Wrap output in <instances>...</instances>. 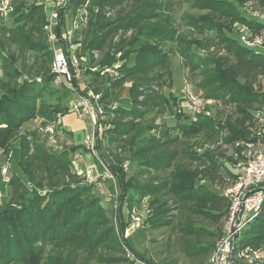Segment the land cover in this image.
Segmentation results:
<instances>
[{
	"label": "trees",
	"instance_id": "1",
	"mask_svg": "<svg viewBox=\"0 0 264 264\" xmlns=\"http://www.w3.org/2000/svg\"><path fill=\"white\" fill-rule=\"evenodd\" d=\"M86 2L87 24L75 33L82 36L85 50L101 53L89 66L87 87L100 91L102 105L106 102L102 107L112 123L107 140L119 152L109 161L102 158L120 189L114 218L100 205L95 185L72 170L70 154L76 146L52 150L22 135L16 168L8 170L11 198L0 207V264H177L181 255L209 259L228 207L223 188L237 176L234 166L224 162V153L237 139L256 138L254 112L264 106V51L242 45L234 26L260 34L264 21L245 16L240 8L255 4L264 9V0H68L59 10L61 23ZM183 5L193 12H183L180 24H175L174 11ZM8 19V26L0 25V35L11 36L18 55L3 54L0 64V148L6 151L24 123L38 116H62L73 94L61 85L65 103L48 100L42 109L37 105L57 90L50 84L54 75L43 31V4H14ZM39 48L45 50L42 60L32 58L22 74L16 61ZM172 54L180 58L192 89L207 103L228 107L226 116L192 115L179 108L170 92L164 94L172 86ZM105 68L116 75L98 85ZM77 79L73 81L82 92ZM125 83L128 98L108 101ZM170 99L176 105L171 125L159 117ZM219 129H224L222 134ZM212 140L218 146L204 147ZM121 156L128 168H135L130 175L122 169ZM2 162L0 155V166ZM142 200L146 215L141 226L149 235L164 228L165 247L169 252L174 248L165 260L156 262L127 245L124 231L130 221H123L121 207L126 202L130 209L133 201ZM249 246L264 248V202L238 236L237 249ZM234 264L247 263L236 259Z\"/></svg>",
	"mask_w": 264,
	"mask_h": 264
},
{
	"label": "built area",
	"instance_id": "2",
	"mask_svg": "<svg viewBox=\"0 0 264 264\" xmlns=\"http://www.w3.org/2000/svg\"><path fill=\"white\" fill-rule=\"evenodd\" d=\"M68 0H55L53 8L45 14L43 31L46 42L51 52L49 63L50 71L58 80L59 84L69 88L74 98L69 102V111L79 118L86 117L92 124V132L84 136L82 149L90 154L96 151L98 136L95 131L99 120L105 116V110L102 107L101 92L91 87H86L84 91L78 92L77 84L74 83V77L79 75L80 58L76 54V47L71 41L73 34L82 29L87 24V12L85 9L80 14L76 13L71 26L63 27L60 21L61 8H64ZM14 11L13 0H0V18L8 19ZM67 15H65L66 17ZM80 21V22H79ZM239 42L249 48L264 46L263 34H253L239 31ZM105 70H109L105 68ZM179 108L192 115H204L211 117V111L208 108L207 101L188 84L187 79H183V90L178 103ZM256 120L264 118L259 111H255ZM257 121L253 127L256 138L253 140L237 139L232 144V156L237 168V176L223 188L228 207L223 217L222 231L214 244V248L209 257L210 264H234V261L241 260L247 264H258L263 258V253L259 248L245 247L237 249V239L243 228L253 219L261 210L264 202V141L261 139V133L256 129ZM39 131L47 133L51 138L55 134L54 126L49 123L38 126ZM0 155L3 162L0 166V178L3 181L8 180V170L12 151L0 148ZM99 164L98 170L86 168L83 174L77 172L86 183H92L98 190H103L106 183L117 184V176L111 172L107 164L100 157H96ZM75 159L81 158V153L75 152ZM124 172L128 171V162H122ZM109 196L115 195L111 192L106 193ZM117 198L114 207H117ZM142 219L132 215V222L141 225ZM126 255L133 257L131 251L127 250Z\"/></svg>",
	"mask_w": 264,
	"mask_h": 264
},
{
	"label": "rangeland",
	"instance_id": "3",
	"mask_svg": "<svg viewBox=\"0 0 264 264\" xmlns=\"http://www.w3.org/2000/svg\"><path fill=\"white\" fill-rule=\"evenodd\" d=\"M31 2L32 0H13L14 4H19L20 2ZM88 2H86L84 4L83 7H79L76 11V13L80 14L81 11H83V9L86 10L87 12V17L89 16L87 9L85 8L86 4ZM253 6V7H252ZM44 10V8H43ZM185 11H189V12H193L192 10H189L185 5L181 6L178 11H174V16H175V24H180V16L183 14V12ZM240 11L247 17H253L256 19H260L262 21H264V9H259L255 4H251L250 6H244L242 8H240ZM75 17V14H67V16L64 18V22L63 27H70L73 18ZM80 22V21H79ZM4 24L6 26H8L10 24V19H2L0 18V25ZM180 28L182 29V31H186L185 28L181 25H179ZM235 31H234V35L235 37L238 39L239 38V31L243 30L245 32H249L252 33L253 30L249 29L247 26L244 25H236L234 26ZM261 34H263L264 36V30L260 31ZM81 40H82V36L80 37V35H78V33H74L73 37L71 38L72 43L74 44V46L77 48L76 49V54L79 56L80 58V73L79 75H77L76 78L77 79V83L79 85L80 83V87L83 88L84 85H87L91 79V71L92 68L89 67L92 64V61H96L99 60L101 58V53L98 50H85L81 44ZM117 39H115L114 41H116ZM2 43V47H3V53H0V64H1V59L3 57V54L5 55H18L17 53V46L16 44H13L11 42V36H9L8 34L5 35V38L2 39L1 35H0V44ZM253 49H260L261 51H264V46H256ZM38 51V49H37ZM45 50H42L41 48H39L38 52H33V51H28L25 53V58L23 61L18 60L16 61L18 67L20 66V69L22 71V74H24L27 70H28V64H30L32 58L37 57V61L40 62L42 60V56L44 54ZM5 55V56H6ZM171 61H172V86L170 89H164V94L166 96H168V93L170 92L174 97H176V103L180 102V98L182 95V90H183V79H187L188 84L190 85L191 89L193 87V84L191 82L190 76L186 75V70L183 69L180 65V58L175 55L172 54L171 55ZM23 63H26L25 65H22ZM22 66V67H21ZM91 71H89V70ZM109 70H102L100 71L101 73V79L98 80V85H106L108 83V77L112 78L113 76L116 75V73H114L115 71H113L111 68H108ZM89 72H88V71ZM2 75V69H1V65H0V76ZM51 86H54L57 88V90L55 92H48L47 94H45L42 99L38 102V106L42 109L44 106V103L46 101H52L55 103H65L64 101V94L63 91L60 89L61 84H59L58 80L53 77L50 81ZM126 84V83H125ZM128 85V84H127ZM102 86L101 90H102ZM123 86L116 90L115 93L110 97V99H108V101L110 102H115V101H119L120 99L122 100V98L120 97V95L123 93ZM194 90V89H193ZM262 90H264V80L262 81ZM198 94H200L199 92H196ZM75 95H71V98H74ZM120 99H119V98ZM70 98L66 103L64 104V106H66V110L64 112V114L62 116H60L59 114H53L52 120L54 119L53 122H50L52 120H49L47 118L44 117H36L32 120H29L28 122L24 123L22 125V127L20 128V130L17 133V136L13 139V141L11 142L10 148L9 150L12 151V157L10 160V166L9 168H16V159L18 158V151H19V138L22 135L27 136V139L29 141H37L40 142L42 144H44L47 148L52 149V150H60V149H64V148H70L73 146H76L77 149H75L73 152H71L70 154V159H71V165H72V170L75 172H79L80 174H83V172L86 170V168H91L88 167L86 164H84L83 162V158L80 159H75L74 158V154L76 152V150H78L81 145L83 144V140H84V136L86 133H91L92 132V124L90 123V120L86 117L83 118H79L77 117L75 114H73L72 112L69 111V102H70ZM106 102H103V105ZM176 107V105L174 104L173 99L168 101L167 107L165 109V112L162 113L159 117L160 120L163 122H166L167 124L171 125L175 122L174 116L172 115V112L174 110V108ZM208 108L211 111L212 116H217V117H224L229 113V109L226 106H218L216 103L214 102H208ZM258 110L264 115V106L259 107ZM211 116V117H212ZM101 123L99 126V130H98V144H97V148L95 153L93 154L98 158H103L104 160L109 161V159H111L110 157H112V155L114 153H116V149L114 147L113 143L108 142V137H109V132L107 131L108 128H110L111 126V117L106 114L104 116L103 119H101ZM159 120V118H158ZM159 120V121H160ZM52 123V125L55 128V134L53 136V138H51L47 133L43 132V131H39L37 129L38 126H42L45 124H49ZM66 128V129H65ZM259 130V132L261 133V139L264 141V118H262L261 120L257 121V127L255 129ZM220 130V129H219ZM224 130V129H223ZM223 130L221 129L219 131L220 134L223 133ZM197 141V140H196ZM195 141V142H196ZM204 147H210V148H214L216 146H218V142H206L204 143ZM226 148V147H225ZM222 150H225L222 148ZM227 151L224 153V162L226 164H228L229 166H234L233 164L235 163L233 156H232V149L230 147H228L226 149ZM117 154L119 155V152H117ZM123 159H128L129 156V152L125 151L123 152ZM3 160V157H2ZM130 160V159H129ZM106 161V162H107ZM124 160H122V156H121V162H123ZM108 163V162H107ZM134 166L129 167L128 171H127V175H130L133 171H134ZM236 172H237V168L234 166L233 168ZM8 177H9V173H8ZM9 180V179H8ZM8 181H0V207L2 206V204H6L10 201L11 198V192L9 189V186H7ZM28 182L26 186H31L32 182L26 181ZM110 183H106L104 185L103 190H98V194L99 196H101V203L100 205L102 206V208H104L106 210V212L108 213V216L111 220H113L114 218V213H115V207H114V203L115 200L120 192L119 189V185L118 183L116 184V186L114 187L112 184ZM229 185V184H227ZM225 185L224 188L227 186ZM30 191H32V187L29 188ZM111 192L112 194L114 193L115 195L113 196H109L106 193ZM120 215L123 219V221L126 223L128 220L130 221L129 224H125V231L126 234H124L126 242L128 247L130 248L131 251L144 256V257H150L152 258L154 261L157 262V260L162 261L165 260L166 258H168L169 253H172V250L174 249L172 246V250L169 252L168 247H165V238H166V233L165 230H159L154 232L153 234H148L146 229L144 227H142L140 224H138V226L136 228L131 229V222H132V215L134 216H138L140 217L143 221L144 217L146 215V201H141V202H137V201H133L132 202V207L129 209L127 207L126 202H124L122 204L121 207V211H120ZM129 218V219H128ZM117 226L120 227V221L117 220ZM222 224L223 222L220 223V229H222ZM175 238V234L173 235ZM150 239V240H149ZM167 240V239H166ZM156 241V242H155ZM163 242V243H162ZM261 252L264 254V248L260 249ZM178 251V249H177ZM177 257V255H175V258ZM173 259L168 260L172 262ZM264 258H262L261 262H259L258 264H264ZM136 264H143L139 261H137ZM177 264H210L209 263V259L207 258H202L200 260L195 259V260H190L188 259L185 255H181V257L177 258Z\"/></svg>",
	"mask_w": 264,
	"mask_h": 264
},
{
	"label": "crops",
	"instance_id": "4",
	"mask_svg": "<svg viewBox=\"0 0 264 264\" xmlns=\"http://www.w3.org/2000/svg\"><path fill=\"white\" fill-rule=\"evenodd\" d=\"M36 1L43 4V8H44V13L45 14H47L53 8L54 2H55V0H36ZM127 84L128 83L123 85V90H122L123 93L120 95V97L122 98L123 101L128 98L129 84L128 85ZM86 87H87V85H84L82 89L84 90ZM79 151L81 153V158H83L84 164H86L88 167H91L93 170H98L99 169V164H98V161L96 160V158L93 157L92 154L84 151L82 149V145H81V147L78 150H76V152H79ZM131 223H132L131 227H130L131 229L136 228L138 226V224L136 222H131ZM124 234H126V231H124Z\"/></svg>",
	"mask_w": 264,
	"mask_h": 264
}]
</instances>
